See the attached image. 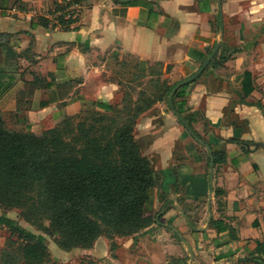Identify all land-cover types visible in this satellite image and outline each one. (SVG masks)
I'll return each instance as SVG.
<instances>
[{
    "label": "crops",
    "instance_id": "crops-1",
    "mask_svg": "<svg viewBox=\"0 0 264 264\" xmlns=\"http://www.w3.org/2000/svg\"><path fill=\"white\" fill-rule=\"evenodd\" d=\"M0 45V109L31 129L120 102L128 69L158 65L188 84L196 138L168 100L139 121L161 175L142 254L134 236H99L87 248L49 245L44 264H159L185 247L189 264H264V0H19L0 9Z\"/></svg>",
    "mask_w": 264,
    "mask_h": 264
},
{
    "label": "trees",
    "instance_id": "trees-1",
    "mask_svg": "<svg viewBox=\"0 0 264 264\" xmlns=\"http://www.w3.org/2000/svg\"><path fill=\"white\" fill-rule=\"evenodd\" d=\"M18 1L0 0V9L10 8ZM0 51L5 57L0 58L5 69L7 55L2 48ZM250 77L249 72L244 73V96L253 89L246 87ZM167 82L166 96L177 81ZM187 85L175 89L172 109L194 137L198 134L190 113L184 114L185 100L181 99ZM149 101L147 106H139L134 112L128 108L124 115L118 112V116L106 113L115 110L119 102L108 105L106 110H84L102 117L97 124L81 126L80 135L72 141H65L54 127L40 135L29 129H10L0 109V206L18 208L21 217L41 231H32L0 213V225L8 231L5 248L0 251L1 264H11L13 252L21 264L48 262L51 256L45 233L57 232L54 242L69 250L91 247L103 235L109 239H113V234L131 236L155 222L144 205L149 190L160 185L161 175L134 134L139 113L154 102ZM213 160L217 161L215 152ZM46 220L48 226L44 225ZM212 224L220 228L219 220H212Z\"/></svg>",
    "mask_w": 264,
    "mask_h": 264
},
{
    "label": "rangeland",
    "instance_id": "rangeland-1",
    "mask_svg": "<svg viewBox=\"0 0 264 264\" xmlns=\"http://www.w3.org/2000/svg\"><path fill=\"white\" fill-rule=\"evenodd\" d=\"M152 69L149 72H146L144 74L139 73L136 71H133L131 69H128L127 71L120 72L119 77L123 81V89H124V94L123 98L119 102L118 105L115 106V110H110L106 114H111L112 116H118V112H122V115H124V111L128 108H130L131 112H134V110L139 107V106H147V104L150 102V100L154 101L153 103H150V108L145 109L144 111L140 112L137 118V121L134 125V134L137 140L140 142L141 148L143 146V143H146L144 139L141 137H138V133L141 132L142 130V124L139 123L143 119L145 121L147 120L148 117H150L153 114H159L163 109L165 108L164 103L161 104L159 101H164L166 103V100H168L169 95H165V89L166 86H168L167 80L169 79V75H166L164 71H160V68L158 65L152 66ZM174 80L172 79L170 82H173ZM29 85H25V89L22 90L24 94L28 92ZM160 99V100H157ZM149 101V102H148ZM155 104V106L152 108V106ZM102 115L94 112V111H83L80 114L67 119L65 121H58V122H48V123H42L41 125H34V129H31L30 126H25L23 123L21 124H16L14 122V119L12 116L4 114L3 113V118L6 123V126L10 129H16V130H26L29 129L33 131L35 134L40 135L45 130H48L49 128H57L56 130L58 133H61L62 138L65 141H72L74 138L78 137L80 135V128L81 126L89 127L91 123L97 124V121L99 118H101ZM143 117V119H142ZM140 124V125H139ZM146 125V124H143ZM145 130V129H144ZM143 149V148H142ZM0 213H6L7 215L13 217L16 219L17 222L25 226L26 228H29L35 232H41L39 229H37V226L30 224L29 222L25 221L21 215L19 214L18 208H12V207H1L0 206ZM155 220V219H154ZM156 222V220H155ZM154 223V222H153ZM152 223V224H153ZM151 224V225H152ZM44 225L48 226L49 221L46 220L44 221ZM149 225L148 227H144L137 231L136 233L132 234L131 236H134V249L135 252H138L139 249H142L141 243L138 244L139 237L142 236L144 233L143 232H148V231H154L155 228L157 229V226H151ZM4 227V226H3ZM150 227V228H149ZM148 228L147 230H145ZM152 228V229H151ZM50 231V230H49ZM52 231V230H51ZM46 235V243L47 245H52L55 242L54 237L57 236V232H52V234H47ZM7 236H8V231L2 228L0 232V250L5 248V242H7ZM105 236V235H103ZM114 237H120L124 239L126 236L122 237V235H116L113 234L112 238ZM175 233H171L170 238L175 241ZM117 245V244H116ZM53 246V245H52ZM138 246V247H137ZM116 247V246H115ZM117 248V247H116ZM141 252H138V254ZM123 251V258L126 257V254L124 255ZM142 254V253H141ZM12 262L11 264H21L20 263V258L16 253H12L10 255ZM190 256H189V249L186 247L183 248V251H181L178 255H170L167 258V262H158L159 264H189L190 262ZM8 260V259H7Z\"/></svg>",
    "mask_w": 264,
    "mask_h": 264
},
{
    "label": "water",
    "instance_id": "water-1",
    "mask_svg": "<svg viewBox=\"0 0 264 264\" xmlns=\"http://www.w3.org/2000/svg\"><path fill=\"white\" fill-rule=\"evenodd\" d=\"M179 85H181V83H178V84L173 88V90L170 92V94H169L168 101H169V104H170L171 108H172V96H173V93H174L175 89H176ZM172 110H173V109H172ZM194 137L196 138V136H194ZM210 162L212 163V160H210Z\"/></svg>",
    "mask_w": 264,
    "mask_h": 264
}]
</instances>
